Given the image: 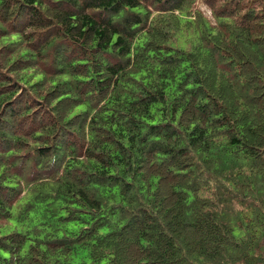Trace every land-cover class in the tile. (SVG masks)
<instances>
[{
	"label": "trees",
	"instance_id": "trees-1",
	"mask_svg": "<svg viewBox=\"0 0 264 264\" xmlns=\"http://www.w3.org/2000/svg\"><path fill=\"white\" fill-rule=\"evenodd\" d=\"M0 264H264V0H0Z\"/></svg>",
	"mask_w": 264,
	"mask_h": 264
},
{
	"label": "rangeland",
	"instance_id": "rangeland-1",
	"mask_svg": "<svg viewBox=\"0 0 264 264\" xmlns=\"http://www.w3.org/2000/svg\"><path fill=\"white\" fill-rule=\"evenodd\" d=\"M198 6H199V8H201L203 11H204V13L208 16V17H210V10L207 8V7H205L203 4H201V3H198Z\"/></svg>",
	"mask_w": 264,
	"mask_h": 264
}]
</instances>
